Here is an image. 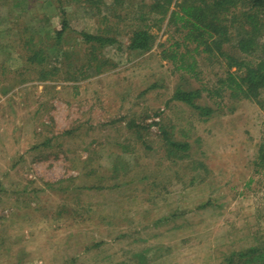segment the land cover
<instances>
[{"label":"rangeland","instance_id":"obj_1","mask_svg":"<svg viewBox=\"0 0 264 264\" xmlns=\"http://www.w3.org/2000/svg\"><path fill=\"white\" fill-rule=\"evenodd\" d=\"M44 2L0 0V264H264L236 258L264 247V171L253 166L264 108L210 99L222 66L199 55L198 80L176 69L165 22L149 51L120 38L113 68L39 81L20 39L58 27ZM66 9L75 32L99 26L88 7ZM176 89H204L195 104L213 112L173 101Z\"/></svg>","mask_w":264,"mask_h":264},{"label":"trees","instance_id":"obj_2","mask_svg":"<svg viewBox=\"0 0 264 264\" xmlns=\"http://www.w3.org/2000/svg\"><path fill=\"white\" fill-rule=\"evenodd\" d=\"M47 2L57 13L58 27L39 38L32 35L20 39L26 69L39 81L77 82L113 68L116 65L108 54L115 48L119 52L117 58L122 55L120 38L126 40V51H149L156 43L152 30L160 29L165 22L167 28L173 29L170 45L173 51L169 52V58L176 69L198 80L195 68L199 55H204L210 64L222 66L221 74L205 88L210 99L216 103L227 95L264 108V0H45L44 3ZM73 3L92 11L99 22L94 32H75L70 28L66 8ZM115 7L119 12H115ZM70 33H76L77 50L72 52L62 48ZM202 90L176 89L171 99L210 115L212 109L195 104ZM186 148L185 143L169 141V149ZM253 166L255 172L264 171V140L258 145ZM242 251L236 258L264 262V247L252 245Z\"/></svg>","mask_w":264,"mask_h":264}]
</instances>
